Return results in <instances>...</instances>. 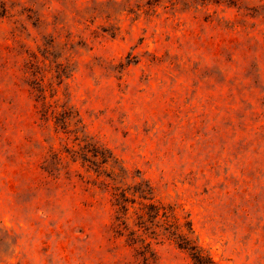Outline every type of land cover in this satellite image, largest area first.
<instances>
[{"label":"rangeland","instance_id":"obj_1","mask_svg":"<svg viewBox=\"0 0 264 264\" xmlns=\"http://www.w3.org/2000/svg\"><path fill=\"white\" fill-rule=\"evenodd\" d=\"M148 203L264 264V0H0V264H195Z\"/></svg>","mask_w":264,"mask_h":264},{"label":"trees","instance_id":"obj_2","mask_svg":"<svg viewBox=\"0 0 264 264\" xmlns=\"http://www.w3.org/2000/svg\"><path fill=\"white\" fill-rule=\"evenodd\" d=\"M113 197V205L116 207L117 211L121 214L123 210L125 213H122L123 216L128 211V203H134L135 198L130 197L127 193L122 190H118V192L114 191L112 193ZM149 209H151L150 213L148 214L149 218L158 219L159 217L162 218L163 230H167V232H172V229L176 230L174 242L177 244L178 247L184 249L189 254L190 258L193 260L195 264H218L216 263L212 257L199 245L195 242V240L189 235L192 232V228L190 225L189 220L183 221L182 223H178V218L172 215L171 217L174 219L175 223L170 220L169 218V207L158 206L153 203H148L146 205ZM122 216V217H123ZM152 219H148V222L151 226L155 228L158 224L153 223ZM122 221V219H120ZM142 229L146 230L148 227H145L146 224L139 225Z\"/></svg>","mask_w":264,"mask_h":264}]
</instances>
